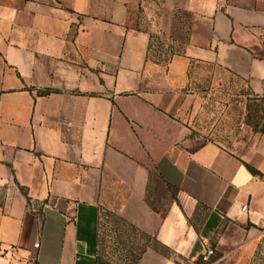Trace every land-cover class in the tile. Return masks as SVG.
I'll list each match as a JSON object with an SVG mask.
<instances>
[{
  "label": "crops",
  "instance_id": "crops-1",
  "mask_svg": "<svg viewBox=\"0 0 264 264\" xmlns=\"http://www.w3.org/2000/svg\"><path fill=\"white\" fill-rule=\"evenodd\" d=\"M224 77L264 97V1L0 0V264H264V133L190 134Z\"/></svg>",
  "mask_w": 264,
  "mask_h": 264
},
{
  "label": "rangeland",
  "instance_id": "rangeland-1",
  "mask_svg": "<svg viewBox=\"0 0 264 264\" xmlns=\"http://www.w3.org/2000/svg\"><path fill=\"white\" fill-rule=\"evenodd\" d=\"M202 92L188 117L197 145L215 142L239 150L255 135L264 133V97L251 94L242 81L224 77L205 82ZM132 241L129 238L125 245L131 247Z\"/></svg>",
  "mask_w": 264,
  "mask_h": 264
},
{
  "label": "built area",
  "instance_id": "built-area-1",
  "mask_svg": "<svg viewBox=\"0 0 264 264\" xmlns=\"http://www.w3.org/2000/svg\"><path fill=\"white\" fill-rule=\"evenodd\" d=\"M259 1H264V0H259ZM159 38L162 39L163 45H167L165 49L167 51L166 53L168 55V59H170L171 57H173L176 54V50L173 47V44H172V41H171V37L170 36H164V35L160 34ZM153 40H155V38H153ZM243 210L248 212L249 211V206L248 205L243 206ZM37 213H38L39 219H41V214L39 212H37ZM214 255H215V249L214 248H208L207 252H206L207 260L210 261V259Z\"/></svg>",
  "mask_w": 264,
  "mask_h": 264
},
{
  "label": "trees",
  "instance_id": "trees-1",
  "mask_svg": "<svg viewBox=\"0 0 264 264\" xmlns=\"http://www.w3.org/2000/svg\"><path fill=\"white\" fill-rule=\"evenodd\" d=\"M249 168H250L253 172H255V169L251 168L250 166H249Z\"/></svg>",
  "mask_w": 264,
  "mask_h": 264
}]
</instances>
